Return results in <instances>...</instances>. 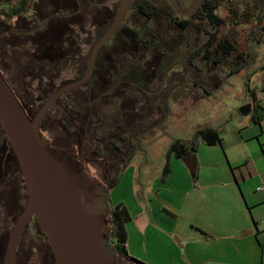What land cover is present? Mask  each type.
<instances>
[{"label":"rangeland","instance_id":"374dc122","mask_svg":"<svg viewBox=\"0 0 264 264\" xmlns=\"http://www.w3.org/2000/svg\"><path fill=\"white\" fill-rule=\"evenodd\" d=\"M35 1L36 0H0V3L5 2L16 6L19 2H26L23 7L26 11L25 15H27V12L30 10L33 11V9L38 8ZM239 1L245 2L246 0ZM249 1L250 5L253 7L261 2V0ZM54 3L55 0H42L41 10L36 14V17L40 19L39 22L44 20V18L53 11H58L56 10L57 8L54 6ZM262 3L264 4V0H262ZM3 12H5V10ZM216 14L223 21L222 26L218 29V38L231 39L237 52L239 54L243 53V45L252 30L251 25L241 22L235 27H231L229 11L224 8L216 11ZM95 23L99 24L98 21L87 19L84 22L83 29L90 33L96 32L95 29L91 28L92 24ZM38 24L35 23L31 28ZM191 24L193 27L187 32V36L189 34V39L194 43L196 37L199 35L197 28L199 21L192 20ZM53 25H55V21H50L43 31L36 32V34L30 36H21L19 38L11 37V35L5 36L0 43L1 51L3 50L2 60L6 64L4 71L7 70L8 74L10 72L12 77L16 76L18 74V63L23 61V59L30 61L33 58V43L36 38L40 37L42 39L44 34L53 28ZM26 26L30 27V25H23L21 18H16L15 20L12 19L8 22L3 16H0V33L10 28L22 30ZM125 26L132 27L129 22H126ZM75 31H79V29H76ZM97 31L102 32V29ZM79 36L82 42H78L76 38H73L72 40L75 44L72 48L79 47V51L78 49L75 51L79 52H77L79 54L78 57L70 56L68 59H62L57 69L46 71L48 76L53 78L50 81L54 87L53 91H56L61 86L80 79L84 74H79L78 63L82 60H88L89 52L93 44L91 42L86 43L88 41L86 35L80 34ZM60 37L61 35L59 34V37L55 40L58 41ZM203 37L204 32L202 31L201 38ZM47 40L50 41V38ZM8 41L12 44L10 49L5 48ZM193 46L196 47L197 45ZM251 46L258 50L259 55H256L255 58L250 61L251 64L248 67L249 71L247 70L241 75L227 74L225 72L226 67L222 64L218 67L212 65L209 67L204 66L203 63L196 58L194 62L202 71L197 77V80L201 79L204 81V79L207 78L204 84L210 85L208 88L210 93H188L183 101L176 102L177 107L175 109L172 108L171 101H168V109L170 110V113H172L173 110L175 116H170L168 122L164 123V127L162 126L166 131L164 135H156V133L154 134L155 136H152L151 134L147 136H137V140L143 138L144 142H149L151 138L154 137V139L150 141L153 142V144L150 143L149 145H146L145 148L143 144H135V147L130 146L126 149L125 141L130 134L128 131L130 128L127 130H116V127L117 123H119L118 118L120 116L125 122H127L129 120H127V115L124 114L132 115V113L134 114L136 111L139 112L138 118L142 117L136 119L137 121L135 123L138 128L143 129L146 127L145 123L154 124V122L159 120L156 116L150 117V120L145 117L147 111L148 113L151 111V108L147 106L149 99V97H146L147 94L136 92V90H133L132 88L124 93H121L119 89H115L113 90L114 92L112 91L111 94L106 96L107 98L102 97L97 101H94L96 94L93 93L92 98L87 100L86 87H80L61 96V99L64 102L72 97L81 96V99L79 101L77 100L78 102L71 106L69 111L73 114L79 112L83 116H86L88 109L91 106L94 118L90 119L88 122L90 125L98 128L96 137L103 139L108 145L117 144V149L126 153L125 161L122 162L123 165L121 164L116 171H113V174L123 172L120 182L109 191L106 183L113 174L111 173L103 179L101 178L99 181L102 187L108 192L107 198L109 197V201L106 200V202L109 203H107L108 207H114L118 203H123L127 210L129 208L133 212V215H135L134 213L139 215L137 221L134 220V222L138 226L143 225V231H141L142 235L133 237V233L129 229L128 240L126 243L127 251L132 255H135L138 260L145 264H169L168 260L171 256L174 257L176 253L177 256L183 258L184 251L179 247L176 240L181 242L180 237L185 233H190L182 216L178 213L180 206L178 189H180V187L177 186V188H175V185L179 183L176 179L179 172L178 168H182L186 172L189 180H192L190 179L192 176L189 174L183 161L174 158L172 159L171 165L173 166L174 174L167 184H163L167 177H163L165 164L169 161L167 152L172 143L175 141L182 143L190 142L191 139H195V130L197 127L218 130L220 137L223 140V148L220 145H217L216 147L204 146L203 141L197 137L196 142L200 145V150L198 154L194 153L193 156L195 160L197 159V161L200 162L199 165H201V171L211 170L212 173H216V178L218 180H226L229 179L230 176L228 172L229 162L227 157L230 159L232 156L238 155L243 158L246 155L245 148L239 143V139H245L249 133L252 132L246 130V128H254L259 132L261 131V128H264V123L262 124L261 121L256 122L257 117L260 120V118H263L264 116V40L259 45L251 42ZM179 58L180 56L176 55L174 60L178 61ZM164 60V58H159V60L157 58L152 59L151 66L155 69L157 82H159L160 79L159 72ZM260 66L263 67L262 71L258 69ZM32 69L33 67L26 72L27 75L37 76L35 73L36 70ZM207 69H211V71L205 73ZM255 69L257 70L255 71ZM190 77L194 76L191 75ZM187 79L188 77L185 78V80ZM25 81L31 83V87L25 91V94L29 93L27 97L29 99L28 113L29 118L33 119L40 106L46 101L40 99L44 84L48 81L43 79L38 82L32 78H26ZM12 85L15 86L14 81H12ZM179 90H182V88ZM253 93L257 96L256 102L253 100ZM158 97H161V94ZM175 99V101L178 100V98ZM158 101L160 104L162 103L161 98L158 99ZM245 105H250L251 109L246 116H242L239 113V109ZM55 110H57V106ZM80 120L81 122L78 120L71 124L76 130H79V133L82 135L87 119L83 118ZM117 131V139H115L114 135ZM240 132L242 133V136ZM1 133L2 130L0 127V134ZM119 137H121V140H119ZM249 143L252 144L249 146L252 156H258L259 154L257 152L261 153L262 151L256 138L250 140L247 144ZM7 144L8 142L6 140V145ZM136 146H138V148ZM102 152L103 151L101 150L100 153ZM2 171L3 174L7 172L6 175L2 177V181L6 179L11 180L13 167L9 166L3 168ZM97 183L95 185H97ZM178 185H180V183ZM16 186L17 185H15V187ZM90 186L93 185L91 184ZM15 187L14 185L12 186L16 193L18 186L16 189ZM18 206L19 207L15 208L14 211L6 212L9 208L4 202L2 195H0V264H2L3 261L8 234L13 227L17 215L21 211V204L19 203ZM168 212L170 214H168ZM108 214L105 216L107 229L110 228ZM147 223L151 225L148 232L144 230V226ZM130 227L131 225L129 224L128 228ZM29 230H33V233ZM113 243V240H109L108 246L113 247ZM163 257H165V261H162ZM48 259H50L53 264L48 243L41 232L37 229L35 223L32 222L31 227L26 228L22 235L18 256L15 258V264H47ZM120 259L124 261L122 258Z\"/></svg>","mask_w":264,"mask_h":264},{"label":"flooded vegetation","instance_id":"af4514ba","mask_svg":"<svg viewBox=\"0 0 264 264\" xmlns=\"http://www.w3.org/2000/svg\"><path fill=\"white\" fill-rule=\"evenodd\" d=\"M175 1L180 10L185 12L192 7L195 0ZM122 2L123 0H55L54 6L58 11H53L39 22L40 19L36 17V14L41 10L42 0H36V6L39 9L30 10L27 15H25L26 11H24L22 14L15 15L12 18L14 20L21 18L23 25H30V27L26 26L22 30L7 29L0 33H4L0 37L41 32L50 21H55L53 28L48 30L42 39L39 37L42 43L45 44L48 38L54 41V39L59 37V34L61 35V40H64L69 35V43H74L72 41L73 38H76L78 42H82L79 36L82 34L88 37L86 43L91 42L94 46L112 25ZM1 4L5 8L14 5L5 2ZM223 8L229 11L231 27H235L241 22L247 23L252 27L241 54L237 52L231 39L218 38L217 36L218 29L222 26L223 21L217 16L216 11ZM12 19H6V21L10 22ZM87 19L99 22V24L95 23L91 26L96 32L90 33L83 29L84 22ZM192 20L199 21L197 26L199 35L194 43L189 39V34L187 36V32L193 27L191 24ZM126 22L132 25L128 29L133 35L123 33L122 28L127 27L125 26ZM35 23L39 24L31 28ZM76 29H79V31H75ZM99 29H102V32L97 31ZM202 31L204 32L203 38H201ZM263 40L264 4L262 0L254 7L250 5L249 0L245 2L239 0H201L195 12L189 16L178 13L167 0H131L120 25L97 52L91 82L81 86V88L86 87L87 100H90L93 93H95L94 101L107 96L115 89H119L121 93H124L132 88L136 92L147 94L146 97H149L147 106L151 108V111L150 113L147 111L145 117L150 120V117L156 116L159 120L154 122V124L145 123L146 127L143 129L138 128L135 123L136 119L142 117L138 118L139 112L136 111L132 115L124 114L127 115V120H129L127 122L120 116L116 127V130H127L130 128L128 130L130 134L125 141L126 149L130 146L135 147V144H143L145 148L146 145L153 144L150 141L154 137L149 142H144L143 138L137 140V136L150 134L153 136L156 133V135H164L166 133L163 128L164 123L168 122L170 116H175L174 111L172 110V113H170L168 109V101H171L172 108L175 109L177 107L176 102L183 101L188 93H210L208 89L210 85L204 84L207 78L204 81L201 79L197 80L202 71L194 62L196 58L204 66L209 67L212 65L218 67L222 64L226 67L225 72L227 74L241 75L248 70L251 64L250 61L256 55H259L258 50L252 48L251 42L259 45ZM61 44L64 43L62 42ZM53 45H57L56 49L59 50L60 48L61 51L63 50V46L58 47L56 42H53ZM193 45L197 46L194 47ZM225 48L229 49V51L225 52ZM60 50L56 54L57 58L72 56V53H70L71 49H69V54L68 52L62 54ZM176 55L180 56L178 61L174 60ZM155 58L158 60L159 58L165 59L159 72V82H157L155 76V69L151 66L152 59ZM86 63L84 74L87 71L88 60ZM258 69L262 71L263 67L260 66ZM210 71L211 69H207L205 73ZM191 75L194 77H190ZM186 77H188L187 80H185ZM107 80L111 82L109 88H107ZM100 86L102 89L106 88V90L99 92ZM181 88L182 90H179ZM160 94L161 97H158ZM156 97L158 99L161 98V104ZM175 98H178V100L175 101ZM80 99L81 96H76L64 102L60 96L45 113L40 124V135L49 150L57 157L66 158L74 166L77 171L76 181L79 185L90 186L91 184L95 185L97 182V185H101L99 181L101 178L103 179L109 174H113V171H116L121 164L123 165L122 162L125 161L126 153L119 151L117 144L108 145L103 139L96 137L98 128L88 122L94 118V114H91V106L86 116L79 112L73 114L69 111L71 106ZM56 106L57 110H55ZM83 118H86L87 122L81 135L80 131L76 130L71 123ZM208 129L197 127L195 137L199 131ZM117 133L118 131L115 132V139H117ZM1 134L0 195H2L6 204L12 205L8 210L12 212L19 207V203L22 208V204L25 201L24 185L18 165L16 167V160L12 157V151L10 152V146L6 145V139L1 138ZM120 138L119 140H121ZM136 147L138 148V146ZM101 150L103 151L102 153H100ZM6 156L7 162L5 161ZM9 166L13 167L12 178L11 180L2 181V177L7 173L3 174L2 170ZM13 185L14 187L15 185L18 186H16V193L12 188ZM32 222L34 221H31L27 228L31 227ZM32 231L30 232L33 233ZM47 264H52L50 259L47 260Z\"/></svg>","mask_w":264,"mask_h":264},{"label":"water","instance_id":"95a60500","mask_svg":"<svg viewBox=\"0 0 264 264\" xmlns=\"http://www.w3.org/2000/svg\"><path fill=\"white\" fill-rule=\"evenodd\" d=\"M130 1L123 0L112 25L92 47L83 77L52 93L33 119L26 115L0 73L1 138L7 140L14 155L25 194L21 211L7 237L2 264H14L17 247L31 221L47 241L53 264H130L122 261L114 248L108 246L107 190L100 185H79L74 166L49 150L40 135L41 121L53 103L63 94L91 82L97 52L120 25ZM167 1L184 16L194 13L201 2L195 0L189 10L182 12L175 0ZM249 111L250 105L239 109L242 116ZM182 161L194 176V156Z\"/></svg>","mask_w":264,"mask_h":264},{"label":"crops","instance_id":"0c3cea01","mask_svg":"<svg viewBox=\"0 0 264 264\" xmlns=\"http://www.w3.org/2000/svg\"><path fill=\"white\" fill-rule=\"evenodd\" d=\"M252 95L256 102V94ZM260 121L264 123V116L260 120L257 117L256 122ZM246 130L252 132L245 139H239V143L245 148V157H227L229 179L218 180L216 173L211 170L201 171L197 159L195 175L190 178L192 180H189L182 168H178L176 179L180 185H175V188L180 187L178 213L190 233L183 234L181 242L176 240L184 251L183 258L176 253L168 260L169 264H264V192L256 191L257 187H264V128H261V133L250 127ZM215 131L219 141L214 145L203 144L207 147L220 145L223 148V140L218 130ZM240 134L242 136L241 132ZM197 137L190 142L196 141ZM255 138L262 152H257L259 155L253 157L249 149L251 143H247ZM199 150L200 145L196 154ZM167 157L169 170L163 184H167L174 174L171 165L174 157ZM128 211L131 220L125 224L127 240L129 229L133 237L142 235L143 231V225L138 226L134 222L139 215H133L129 208ZM150 226L147 223L144 230L148 232ZM127 253L138 259L130 252ZM162 261H165V257Z\"/></svg>","mask_w":264,"mask_h":264},{"label":"trees","instance_id":"16d2710c","mask_svg":"<svg viewBox=\"0 0 264 264\" xmlns=\"http://www.w3.org/2000/svg\"><path fill=\"white\" fill-rule=\"evenodd\" d=\"M25 3L26 2H19L18 4H16V6L13 5V6H10L7 8H5L0 3V16H3V18H5V19H11L15 15L22 14L25 11L24 7H23L25 5ZM4 10H5V12H3ZM122 29H123L122 30L123 33L133 35V33L128 29V27H123ZM33 34H36V32L28 34V35H11V37L19 38L21 36L22 37L23 36H30ZM3 38H5V36L0 37V43L3 41ZM53 42L54 43L56 42L58 44V47L63 46L62 51L59 48V50L61 51L62 54H64V52L65 53L68 52V54H69V49H71L70 53H72V57L73 56L78 57V55H79L78 54L79 53L78 48L79 47L77 46V47L72 48V46L75 44L69 43V35L64 40H61V39H59L58 41L55 39H54V41H53V39L52 40L50 39V41L47 40V42H45V44L42 43L38 37V38H36V40L33 43V45H34V52L32 54L33 58L30 61L25 60V59H23V61H20L17 65V73L18 74L14 77H12L10 72L8 74L7 70L4 71V67H6V64L2 60L3 50L1 51V48H0V51H1L0 52V73L2 74L3 78L7 82L8 86L11 88L12 92L14 93L15 97L17 98L18 102L20 103L21 107L24 109V111L28 117H29V113H28L29 99L27 97H28L29 93L25 94V91L31 87V83L26 82L25 79L26 78H32V79L37 80L38 82L42 81L43 79L48 81V82H46V84H44V88L42 89V92H41L42 95H41L40 100L44 101L53 93V89H54L53 84L50 83V81L53 78L49 77L48 74L46 73V71L57 69L59 67L62 59H68L69 58V56L57 58L56 54L59 50L55 48V47H57V45H53ZM62 42L64 44H61ZM11 46H12V44L10 43V41H8L5 45V48L10 49ZM5 48H3V49H5ZM76 49H78V51H77L78 53L75 52ZM227 51H229V49L225 48V52H227ZM78 64H79L78 65L79 66L78 67L79 74H81L86 70L87 63L85 60H82L81 62L79 61ZM32 67L36 71H39V72L35 71L37 76L27 75L26 72L29 71ZM12 81L15 82V86L12 85ZM110 83H111L110 80H107V85H108L107 88H109ZM99 90H100L99 92H103L104 90H106V88L102 89L100 86ZM109 94H111V93H109ZM91 114H93L92 111H91ZM78 120L81 122L80 119H78ZM197 136L206 145H214L215 143H217L219 141L218 133L213 129L199 131ZM197 147H198V144L196 141L190 142V143H182L179 141H175L174 143H172L171 147L168 150V156L169 157L172 156V157L176 158L177 160L182 161L183 158L196 153ZM9 149H10V147H9ZM10 152H11V150H10ZM11 154H12V152H11ZM12 157H13V159H15L13 154H12ZM5 161L7 162V156L5 158ZM0 167H1V165H0ZM16 167H17V164H16ZM16 169H18V168H16ZM164 170L165 171L163 172V175H164L163 177H166L168 175V170H169L168 161L165 164ZM122 173L123 172H120L119 174H113L107 180L106 184H107V188L109 191L112 188H114L120 182ZM194 179H196V178H194ZM107 201H109V197L107 198ZM6 205L9 209L12 207V205H10V204H6ZM7 211L8 210H6V212ZM8 214H9V212H8ZM108 215H109L108 216V223L110 225L109 240L114 241L113 248H114L116 254L118 255V257L122 258L124 261H126L127 263H130V264H145L144 262L129 256L127 251H126L127 232L125 229V224L128 223L131 220V218H130V215H129L128 210L125 207V205L123 203H118L114 207H109V214ZM205 238H208V237L205 236ZM19 247H20V243L17 247L15 258L18 256ZM14 264H15V260H14Z\"/></svg>","mask_w":264,"mask_h":264},{"label":"built area","instance_id":"2783aa9c","mask_svg":"<svg viewBox=\"0 0 264 264\" xmlns=\"http://www.w3.org/2000/svg\"><path fill=\"white\" fill-rule=\"evenodd\" d=\"M256 191L257 192H264V187L259 186V187L256 188Z\"/></svg>","mask_w":264,"mask_h":264}]
</instances>
